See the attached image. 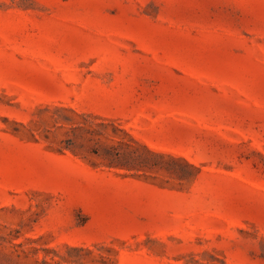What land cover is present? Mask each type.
<instances>
[{"label": "rangeland", "instance_id": "1", "mask_svg": "<svg viewBox=\"0 0 264 264\" xmlns=\"http://www.w3.org/2000/svg\"><path fill=\"white\" fill-rule=\"evenodd\" d=\"M0 264H264V0H0Z\"/></svg>", "mask_w": 264, "mask_h": 264}, {"label": "trees", "instance_id": "2", "mask_svg": "<svg viewBox=\"0 0 264 264\" xmlns=\"http://www.w3.org/2000/svg\"><path fill=\"white\" fill-rule=\"evenodd\" d=\"M119 130L123 135L122 137H126V140L123 138L117 139L114 141L115 144L108 146L105 152L101 154V157L108 166L153 168L160 165L155 159L162 160L163 158H169L173 161L178 158L182 160L185 166H189V162L185 158L154 151L138 142L126 130L122 128ZM70 143L71 142H69L66 147H69ZM123 145L126 147L125 149L122 148ZM139 150L141 151L139 152ZM95 152H97V150H95Z\"/></svg>", "mask_w": 264, "mask_h": 264}]
</instances>
